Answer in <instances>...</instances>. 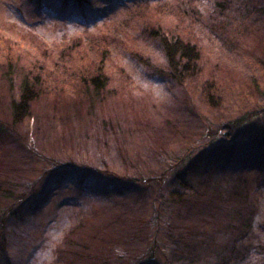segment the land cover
<instances>
[{"label":"rangeland","instance_id":"374dc122","mask_svg":"<svg viewBox=\"0 0 264 264\" xmlns=\"http://www.w3.org/2000/svg\"><path fill=\"white\" fill-rule=\"evenodd\" d=\"M90 1L92 9L83 18L79 11L61 10L59 0H42L37 6L33 0H0V66L20 63L21 68L41 75L45 89L52 91L22 127L35 146L28 145L27 150L41 157L28 162L29 158L16 154L4 157L6 151H17L10 140L0 143L5 168L10 171L23 164V181L40 178L45 187L0 224V264H105L110 261L107 256L127 247L130 251L119 264L133 262L151 248V242L140 239L138 233L137 240L113 234L111 229L103 233L101 224L113 214L153 209V190L133 181L166 171L160 196L171 191L189 193L200 181L207 186L204 194L215 199L208 206L186 211L182 218L190 232H198L202 223L211 235L203 245L208 255L201 264H213L228 238L232 239L229 248L235 246L229 264H264V67L260 63L264 20L253 26L247 17L256 3L225 0L221 8L218 3L224 0ZM152 28L179 36L198 49L196 78L176 84L153 74L154 69L165 74L169 70ZM99 72L104 86L115 89L126 102L110 115L118 122L115 137L109 123L104 132L98 126L93 130V125L88 131L86 121L72 115L65 123L61 107L52 108L58 104L54 88L71 96V81L78 92L82 78L97 77ZM85 81L91 84L90 79ZM208 86L219 93V100L210 105L203 96ZM117 95L107 104L118 100ZM250 116L255 118L245 121ZM52 119L54 128L49 127ZM46 125L51 132L43 131ZM70 133L90 150L72 147ZM203 144L212 148L195 150ZM228 144L234 148L226 150ZM49 160L64 166H97L101 172L109 167L114 179L129 186L124 191L132 198L121 203L102 199L97 190L99 176V181L91 178L92 183L75 176L51 182L42 177ZM172 166L187 171L190 186L171 182ZM27 186L23 182L25 190ZM152 214L149 211L147 217ZM168 216L178 217L167 210L162 218ZM173 225L185 226L181 221ZM162 249L163 241L152 248L160 254ZM83 250L89 258L82 255ZM98 256L104 262L96 261ZM120 258L108 264H117Z\"/></svg>","mask_w":264,"mask_h":264},{"label":"trees","instance_id":"16d2710c","mask_svg":"<svg viewBox=\"0 0 264 264\" xmlns=\"http://www.w3.org/2000/svg\"><path fill=\"white\" fill-rule=\"evenodd\" d=\"M253 3H256V7L252 10L248 11L247 17L249 18L251 24L253 26H257L258 22L264 20V0H252ZM33 3L38 4L42 3V0H33ZM91 3L90 0H59L61 10H75L79 11V13L85 18L88 15L89 11L92 7L89 5ZM221 8L225 6V0L223 2L218 3ZM115 6L111 9L113 10ZM217 10H219L217 8ZM221 14V10H219ZM256 24V25H255ZM150 30V29H149ZM151 34L160 39V43L165 51L166 60L168 64V72L166 73L158 69H154L153 74L164 75L167 78L176 81V84H183L188 79H194L198 75V62L200 60V53L196 47L192 44L186 43L179 36H166L162 30L152 28ZM260 46V45H259ZM261 57L260 63L264 67V45L260 46ZM148 63V62H147ZM149 64V63H148ZM148 69H150L148 67ZM101 72V71H100ZM98 73L97 77H89L82 78V89H79L78 86L75 85L74 81H71L70 84L72 86L71 96L64 95L60 93V90L54 88V94H57L56 99L58 100V104L52 105V108L61 107L63 113L66 116H60L63 122H70L71 117L77 116L80 120L86 121L88 131L92 130V126L101 127L100 131H105L107 129V124L109 123V131L113 132V136H116L118 122L114 121L110 115L116 114L120 108V105H124V100L118 97L115 89H107L103 84V78ZM87 75H89L87 73ZM90 79L91 84L85 80ZM44 80L41 75L33 74L31 71H27L21 68L20 63L13 64L12 61L8 62L3 66H0V143H3L4 140H10L11 144L14 146L12 150L17 152L6 151L4 153V157H8L9 155L16 154L17 156H22V158H29L27 160H33L35 156L41 157L42 154H38L32 152L28 149L29 146H33V143H29V141L25 138L27 137L26 131H22V127L27 124L33 117V113L35 111V107H39L46 96H51L52 91H48L45 89ZM75 86V87H74ZM205 91L203 93L205 102L209 104V102L213 103L215 99L219 100V93L216 87H204ZM117 99L113 104H107L108 101L112 100L114 97ZM50 103V102H49ZM120 103V105H119ZM119 105V106H118ZM114 111V112H112ZM8 116V117H6ZM117 116V115H116ZM254 116H257L254 115ZM254 116H250L245 121H250ZM52 124V128L55 127V120H49V127ZM68 126V125H66ZM47 125L44 130L46 133L51 132V129ZM63 128V126H62ZM40 132V133H45ZM264 136V134L262 135ZM215 136L213 137L214 140ZM219 140V139H217ZM68 143L74 145H80L76 135L74 133H70L68 136ZM235 143V142H233ZM108 144V143H107ZM216 144V143H215ZM224 146L226 150H231L234 148V145ZM82 147V148H81ZM81 150H90L87 144L81 142L80 145ZM211 146L202 145L195 150H207L211 149ZM27 150V154L25 151ZM108 151V150H107ZM2 158V157H1ZM101 163L105 161L101 159ZM49 164L47 163L45 169L46 171L42 174V177L50 180L51 182L57 180H64L72 178L71 176H75L74 179L90 182L91 178L99 181L98 176L100 177V185L97 188L98 194L109 202L119 201L120 203L126 201L132 197L128 196V192L124 190L129 189L128 185L123 183V180L114 179V175L108 173L110 172L109 167H106L108 170H104L103 172L97 171V166L95 167H87L86 165H82L83 167L68 165L64 166L62 163H58L55 160H49ZM23 164L20 167H16L11 169L10 171L5 168L0 161V199H7V201H1L0 203V224L3 226L5 224L6 219L10 218L12 214H14V210H17L19 205L25 201H27L33 193H35L38 189H42L45 187H41L40 178L38 181L32 182L23 181L25 179L24 174L21 177L20 171L22 172ZM96 168V169H94ZM175 166H172V170H174ZM16 171H19L17 174L18 177L14 180V175H16ZM24 171V170H23ZM85 173L86 175H83ZM100 173V175H98ZM167 171L163 172L159 176H153L150 178H139L136 182L141 185L147 184L148 188L154 192L153 201V209H149L152 212L153 217L149 218V211H145L143 208H138V210L134 213L127 209L121 216H117V214H113L110 219H108L105 223L101 224V227L104 228L101 232H106L108 229L113 230V234H118L124 237V235H130L132 239L137 240L136 234H140V239L147 238L149 242H151V248L144 253H141L137 259L133 262L129 261V264H201L205 261L208 253H205L206 248H204V244L207 241L208 237H211L209 233L206 232V228L201 226L198 229V232L192 233L190 232L188 226L182 218L186 211H193L195 208H203L215 202L213 197H209L207 194V186L205 182H196L197 186L195 188H191L189 193L181 194L176 191H171L164 196H160L163 194L162 190L163 186L166 187L165 182L167 179ZM1 176L5 177L3 181ZM123 177H126L125 175ZM43 178V179H44ZM130 181L132 178L126 177ZM2 180V181H1ZM118 180L120 182H118ZM165 180V181H164ZM178 186L179 184L183 187L190 186V180H188V174L185 169L179 170L176 168L171 175V182H175ZM23 182L27 183L28 189L25 190L23 187ZM90 186V185H88ZM101 189V191L99 190ZM38 190V191H39ZM197 190V191H196ZM192 196L190 198L191 194ZM31 199V198H30ZM29 199V200H30ZM134 210V209H132ZM170 211L176 213L178 215L177 218H172L168 216V219L162 218L166 211ZM167 216V215H165ZM12 218V216H11ZM114 218V219H112ZM162 218V219H161ZM147 219H151L150 222H147ZM181 221L183 228H175L176 225L174 223ZM196 221V218L192 219L190 222ZM184 222V223H183ZM189 222V223H190ZM146 226V227H145ZM213 240V238H211ZM121 240V239H120ZM159 241H163L164 249H162L160 253H154L152 248L157 245ZM230 244H232V239L228 238L227 245L223 248V252L221 255L216 256L213 264H229L231 258L233 257V250L235 246H232L233 249L229 248ZM104 249V248H103ZM124 251H120L113 256H107L108 260L112 261L116 258V256L121 257L117 264L123 261V255L128 254L130 248L122 249ZM83 256H86L89 252L87 250H83ZM220 252H218L219 254ZM133 257V256H132ZM96 261H103L102 256H98L95 258ZM109 261V262H110ZM108 262V263H109ZM105 263V264H108ZM112 263V262H110ZM128 264V263H126Z\"/></svg>","mask_w":264,"mask_h":264}]
</instances>
